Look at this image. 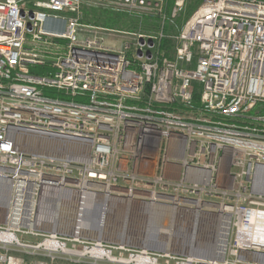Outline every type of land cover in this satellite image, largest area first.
I'll return each instance as SVG.
<instances>
[{
  "label": "built area",
  "instance_id": "built-area-1",
  "mask_svg": "<svg viewBox=\"0 0 264 264\" xmlns=\"http://www.w3.org/2000/svg\"><path fill=\"white\" fill-rule=\"evenodd\" d=\"M166 1L94 0L134 22L118 32L82 24L84 0H0V264L23 263L14 247L51 259L37 264H264V0H201L177 33L168 23L186 0L170 16ZM146 139L154 174L139 171ZM135 194L184 214L219 206L204 218L214 238L188 255L87 243L101 200ZM72 197L62 233L55 203Z\"/></svg>",
  "mask_w": 264,
  "mask_h": 264
},
{
  "label": "rangeland",
  "instance_id": "rangeland-1",
  "mask_svg": "<svg viewBox=\"0 0 264 264\" xmlns=\"http://www.w3.org/2000/svg\"><path fill=\"white\" fill-rule=\"evenodd\" d=\"M88 2V4L84 5L82 9V15H81V23L82 24H89V25H95L97 27L110 29L114 31H131L134 25V22L127 16L121 14V13H115V12H109L104 11L99 8H95L93 6L94 0H84ZM201 0H190L186 6H185V12L181 14L180 16L175 17L174 19H170V23L168 25L170 26V29L174 30L173 33H177L180 28L184 25L186 20L190 17V15L195 11V9L200 5ZM91 4V5H90ZM91 19L92 22H89ZM111 21L110 25H106V22ZM147 25H157L154 21L146 22ZM146 25V26H147ZM111 37H107L106 44L109 47L118 48L119 47V41H115ZM172 48L175 46L174 43H172ZM170 56H173V51L171 52ZM35 71V73L39 76H41L40 69L34 68L32 69ZM30 141V140H26ZM130 167V166H129ZM131 169V168H130ZM154 173H157L156 171ZM220 194V191L218 192ZM124 199L116 202L108 201L105 203V209L107 211L103 212L102 207L100 208V214L99 218L103 219V224L98 225L97 222L95 223L96 229H92L91 232L86 234L87 236V243L94 244L96 242H100L105 247H117V246H123L128 245L131 249H150V250H160V249H170L173 252H177L178 254H193L189 250H185V246L183 244H186L189 239H191L192 234V225L195 220V217L193 214H184L182 212H175L173 215V222L170 221L168 218H162L159 217L158 221H156V224L153 225L154 232L160 231L161 234L158 235V233H153L150 229V226L147 228L148 223V217L149 214L142 213V204L138 198V196L135 194L134 198H131V201H128L127 199L130 198L128 196H124ZM212 202H218L220 201L219 198L212 197L209 199ZM113 203V204H111ZM102 204V203H101ZM201 209L204 214L205 212H209L211 214H219L220 207L219 206H203V204H200ZM101 206V205H100ZM197 207H192V209H196ZM222 210V209H221ZM226 213H228L226 211ZM73 213H69L67 218H65V221H68L69 223H72L73 219ZM207 214V213H206ZM225 214V212H224ZM72 215V216H71ZM206 215H201L199 220H197V226L194 234L193 244L194 246L199 242H208L212 241V238H214L215 230L212 228H208V226H212L211 223L208 220H204L206 218ZM98 218V219H99ZM210 218V217H208ZM187 220V221H186ZM204 220V221H203ZM161 225V226H160ZM71 226V224H70ZM91 226H94L91 224ZM172 227L171 229V236H165L166 231H169V227ZM102 227L100 230L99 228ZM152 227V226H151ZM207 227V228H206ZM213 227V226H212ZM166 229V230H165ZM147 230V231H146ZM208 230L210 232H208ZM68 231V230H67ZM151 231V232H150ZM214 231V232H213ZM62 233H67L66 231H63ZM207 237L211 239H206ZM60 238H66L65 236H62ZM19 241L23 244H28L32 246H36L37 244L41 243L43 241L42 238H19ZM206 239V240H205ZM83 241V240H81ZM67 247H71L74 245V250L76 252H81L84 250V247L87 245H80L79 243H70L66 242ZM183 245L184 247H182ZM147 246V247H146ZM90 247V246H87ZM15 251L12 252V256L14 259H23L22 264H28L26 261L29 260V264H37V263H45L47 260L48 263H51L50 258H45L41 254H45L42 251H35L36 254H39L38 258H35L31 255H24L25 253H31L33 250L24 248V247H14ZM42 250V249H41ZM183 252V253H182ZM59 258L55 260L56 263H68V259L75 260V264H92L94 261L89 260L86 257L82 256H67L64 254H57ZM113 257H117L118 253L113 252L111 254ZM120 259L121 257L126 258L128 257V254L123 253L119 255ZM107 262V261H106ZM109 264V263H107Z\"/></svg>",
  "mask_w": 264,
  "mask_h": 264
},
{
  "label": "bare ground",
  "instance_id": "bare-ground-1",
  "mask_svg": "<svg viewBox=\"0 0 264 264\" xmlns=\"http://www.w3.org/2000/svg\"><path fill=\"white\" fill-rule=\"evenodd\" d=\"M189 0H186V4L188 3ZM185 4V6H186ZM170 16V11H169V14ZM151 134V135H150ZM154 133H149V135L152 137ZM148 135V134H147ZM155 138V137H154ZM26 140H30V139H25L24 141ZM141 151L140 152H143V150L145 151V154H147V156H149L148 160H145L144 162H141L140 165V168H139V171L140 172H143V173H147V174H154V170H155V166L157 165V151L154 150V142L151 140L150 142L146 139L144 140L142 143H141V147H140ZM151 159V160H150ZM171 158H165L164 160H170ZM169 170H173V171H176V169L174 167H165V172H168ZM179 167L177 169L178 173H179ZM176 171V173H177ZM176 173H174V177L176 176ZM177 173V174H178ZM112 200V201H111ZM128 201H131V197L127 199ZM46 201L48 202L49 201V197L46 199ZM74 201L75 199L72 197V198H67L65 199V202H64V205L61 203V202H57L55 203V205H58L60 206L59 208V216H58V221H57V229H60V230H63V231H67L70 227V223H69V219L68 221H65V218H67V216L69 215V213H72V212H75V209H74ZM102 204H101V207L103 209V212L107 211V209H105V203H107L108 201H111V202H118L120 200H117V199H108V198H104L101 200ZM2 201H0V205H1ZM113 204V203H111ZM49 205V204H47ZM142 207V213L144 212V214H149V217H148V223L147 224V228L150 226V230L153 232V233H158L161 234L160 231H157V232H154V229L153 228V225L156 224V221H158L159 217H162V218H168L170 221L173 220V215L175 214V211L174 209H171L169 207H162V206H158L154 203H142L140 204ZM50 206V205H49ZM201 209V208H200ZM76 213V212H75ZM191 214H193V216L195 217V220L193 222V227H192V234H191V239H189V241L186 243V244H183L181 245L182 247L186 248L185 250H189L191 253H195L197 252V249L195 251V248L196 247H199L200 248V243L198 242L195 246H194V242H193V239H194V234H195V230H196V226H197V220H199L200 216L202 215H206V214H203L199 209L198 207L191 212ZM57 216V214H55ZM208 217V215H206ZM52 217V216H51ZM49 218V219H52V218ZM210 218H212L211 216H209ZM56 219V218H55ZM87 220V219H86ZM97 224L98 225H101L103 224V219L99 218L97 219ZM187 221V220H186ZM173 222V221H172ZM49 223V222H47ZM55 223L53 222V224H50V225H54ZM92 224V221L89 220V225L91 226ZM48 225V226H50ZM152 226V227H151ZM161 226V225H160ZM102 227L99 228V230L101 229ZM172 227L170 226L169 227V231H166L165 236H171V229ZM166 230V229H165ZM147 231V230H146ZM150 231V232H151ZM217 236V235H216ZM206 239H211L209 237H207ZM205 239V240H206ZM255 240H261L262 238L260 236H257L255 235L254 237ZM147 247V246H146ZM201 247L203 249H208L207 246L205 245H201ZM166 250V249H165ZM183 253V252H182ZM100 255V253H98ZM77 255H82V254H77Z\"/></svg>",
  "mask_w": 264,
  "mask_h": 264
},
{
  "label": "trees",
  "instance_id": "trees-1",
  "mask_svg": "<svg viewBox=\"0 0 264 264\" xmlns=\"http://www.w3.org/2000/svg\"><path fill=\"white\" fill-rule=\"evenodd\" d=\"M171 6H172V0H167L166 1V5H165V10H164L166 15L169 14V11L171 9ZM89 22H92L91 19H90ZM110 22L111 21H108L107 20L106 25H110L111 24ZM171 45H172V42L164 41V42L161 43V45L159 47V50L160 51H165L166 52V56H169L170 55V51L172 49V46ZM38 69H40L41 75H45V69H42V68H38ZM31 73L37 75L35 73V71H33V70H31ZM45 95L50 96V97H58L59 96V95H57V93H54V92H45ZM26 261L29 264V260L26 259Z\"/></svg>",
  "mask_w": 264,
  "mask_h": 264
},
{
  "label": "crops",
  "instance_id": "crops-1",
  "mask_svg": "<svg viewBox=\"0 0 264 264\" xmlns=\"http://www.w3.org/2000/svg\"><path fill=\"white\" fill-rule=\"evenodd\" d=\"M189 1H190V0H189ZM189 1H188V2H189ZM178 174H179V173H178ZM178 174L176 173V176H175V178H177V177H178Z\"/></svg>",
  "mask_w": 264,
  "mask_h": 264
},
{
  "label": "water",
  "instance_id": "water-1",
  "mask_svg": "<svg viewBox=\"0 0 264 264\" xmlns=\"http://www.w3.org/2000/svg\"><path fill=\"white\" fill-rule=\"evenodd\" d=\"M161 250V249H160Z\"/></svg>",
  "mask_w": 264,
  "mask_h": 264
}]
</instances>
